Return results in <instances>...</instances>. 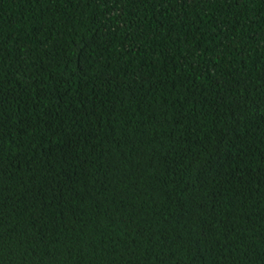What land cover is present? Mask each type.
I'll return each instance as SVG.
<instances>
[{"label": "trees", "instance_id": "obj_1", "mask_svg": "<svg viewBox=\"0 0 264 264\" xmlns=\"http://www.w3.org/2000/svg\"><path fill=\"white\" fill-rule=\"evenodd\" d=\"M0 264H264V0H0Z\"/></svg>", "mask_w": 264, "mask_h": 264}]
</instances>
